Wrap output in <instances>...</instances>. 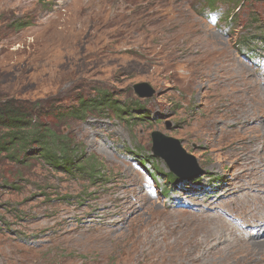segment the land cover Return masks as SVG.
Wrapping results in <instances>:
<instances>
[{
    "label": "rangeland",
    "instance_id": "rangeland-1",
    "mask_svg": "<svg viewBox=\"0 0 264 264\" xmlns=\"http://www.w3.org/2000/svg\"><path fill=\"white\" fill-rule=\"evenodd\" d=\"M240 2L0 0V101L31 106L74 148L68 166L34 143L30 156L0 154V264H264V220L246 223L247 194L233 193L229 163L198 136L249 117L257 123L244 126L264 133L263 94L248 99L250 115L221 93L223 70L227 88H264V0ZM17 20L27 25L14 30ZM138 83L153 95L139 98ZM85 100L93 107L76 112ZM153 131L176 139L197 172L175 178ZM248 187L263 209L264 189ZM118 192L123 215L107 226L100 215Z\"/></svg>",
    "mask_w": 264,
    "mask_h": 264
},
{
    "label": "bare ground",
    "instance_id": "bare-ground-1",
    "mask_svg": "<svg viewBox=\"0 0 264 264\" xmlns=\"http://www.w3.org/2000/svg\"><path fill=\"white\" fill-rule=\"evenodd\" d=\"M196 70L200 71L201 67H197ZM216 71L219 72V69H216ZM219 82L220 80H217V83ZM233 83V72L228 70L221 71V93L223 94L224 99L230 102L231 111H236L240 114L243 111L247 112V110H249L250 115H252L254 111L249 107L248 99L253 98L257 103H260L261 100L259 99V94H263L264 96V88L256 86V84L253 83H250L248 88L249 91L248 89L234 90L226 87L231 86ZM224 112L225 111L221 112V118L225 117ZM257 114L258 112H256L254 116ZM231 117L232 116H229V118ZM228 121L229 120L221 125L219 128V130L221 129L220 133H218V135L216 134L217 136L215 135L216 138L214 134L208 133L199 134L198 136L203 142L210 141L213 142V144L215 143L217 145L214 146L215 150L221 152V162H224L226 165L229 163L228 167L231 169L229 174L231 178L234 176L238 182V185L236 186L237 190H234L233 193L242 190L244 195L247 194V196L240 199V207L237 206L240 211L242 210L243 219L246 223L255 220L261 222V220H264V208L262 209L259 207V202L255 198V195L252 193L250 194L249 192L251 190L247 188H249L248 186H254L257 188V192H261L264 189V181H260L264 177V175L261 177V172L264 170V133L258 128L244 126L246 122L256 124L258 121L257 117L253 119L249 117L246 120H241L239 123L240 129H238L235 124L228 123ZM247 128L254 129V131L247 133ZM253 154L255 155V164L253 161ZM242 180L246 181V186ZM126 182L128 183L129 181L127 180ZM116 199L119 200L118 206L110 207L100 215L105 217V219L102 220V223L107 226L111 225V223L108 222L110 217L123 215L120 213L123 192H118L116 194ZM101 201L105 202L106 200L102 199ZM257 209H260V211L256 212ZM259 212H262L261 216L256 214Z\"/></svg>",
    "mask_w": 264,
    "mask_h": 264
},
{
    "label": "trees",
    "instance_id": "trees-1",
    "mask_svg": "<svg viewBox=\"0 0 264 264\" xmlns=\"http://www.w3.org/2000/svg\"><path fill=\"white\" fill-rule=\"evenodd\" d=\"M216 3H218V0H205V7L214 9ZM241 3L242 0L239 5ZM12 24L13 29L16 30L25 27L27 22L21 23L17 20ZM241 46L245 47L246 44H241ZM97 98L99 106L107 101L105 95H98ZM90 101H81L77 106L76 112L88 111L89 108L93 107ZM131 105L121 108L115 107V115L125 114L131 109ZM125 107L126 110H124ZM39 115L36 110L31 109V106L21 102L14 100L0 101V154H7L13 159H16L20 154L30 156V151L34 150H30V146L31 143H34L38 146L35 154H38L41 159L48 161L62 159L66 161L65 164L68 166L71 163L69 159H71V153L74 148L70 149L67 144L62 142L57 143L53 139L51 132L38 121ZM51 145L55 146V148L51 147Z\"/></svg>",
    "mask_w": 264,
    "mask_h": 264
},
{
    "label": "water",
    "instance_id": "water-1",
    "mask_svg": "<svg viewBox=\"0 0 264 264\" xmlns=\"http://www.w3.org/2000/svg\"><path fill=\"white\" fill-rule=\"evenodd\" d=\"M134 92L139 98H149L154 90L147 83H138L134 85ZM151 138L153 153L165 159L175 177L183 179L197 172L194 158L184 152L176 139L157 131L151 133Z\"/></svg>",
    "mask_w": 264,
    "mask_h": 264
}]
</instances>
